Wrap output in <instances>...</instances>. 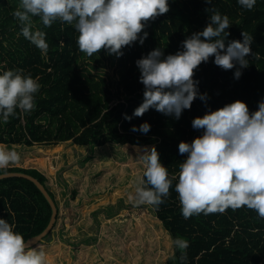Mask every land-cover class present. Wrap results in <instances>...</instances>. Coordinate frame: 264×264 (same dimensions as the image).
<instances>
[{
	"label": "trees",
	"instance_id": "16d2710c",
	"mask_svg": "<svg viewBox=\"0 0 264 264\" xmlns=\"http://www.w3.org/2000/svg\"><path fill=\"white\" fill-rule=\"evenodd\" d=\"M168 2L167 13L147 22L143 31L148 36L144 43L136 41L124 47V54L117 57L103 49L88 56L77 45L78 32L74 26L56 21L45 28L34 17V30L45 31L49 45L47 51H41L21 34V25L14 16L20 0H0V71L21 69L38 78L41 85L35 94L33 110L24 112L17 108L6 122L0 117V145L56 148L66 142L76 149L90 151L84 162L94 159V149L104 145L155 146L172 180L170 193L162 204L158 207L147 204L171 242L170 254L161 264H264V219L255 210L246 206L228 208L223 213H201L185 219L175 191L179 165L186 156L179 153L178 145L200 135L192 127V120L236 99L245 101L251 112L264 99V0H257L251 10L238 0H212V5L205 0ZM208 7H215L229 17L228 40H242L243 31L254 38L251 45L254 55L249 57V66L236 79L235 68L225 70L210 57L194 72L199 91L208 94L206 103L195 99L179 119L150 108L142 116L126 120L124 114L131 115L143 100L144 86L139 80L136 60L156 47H163L165 55L176 53L187 36L206 26L211 14L205 10ZM145 121L151 125L147 134L131 130L133 125L138 127ZM12 171L30 174L45 186L57 208L53 228L57 224L64 227L59 230L58 239H54L52 228L43 240L31 245L43 250L44 264H89L84 261L86 249L92 259L103 262V257L90 249L97 237L88 241L85 238L88 236H83L77 242H73L76 236L72 242L66 238L64 230L69 229L71 222L63 218L46 175L35 167L17 165H7L0 169V174ZM94 195L90 194L89 201ZM119 208L104 206L101 211L110 219L125 207L120 204ZM50 216L47 199L31 180L20 176L0 178V217L8 220L25 241L42 232ZM177 237L188 241L189 246L183 252L174 245Z\"/></svg>",
	"mask_w": 264,
	"mask_h": 264
},
{
	"label": "clouds",
	"instance_id": "9594fccd",
	"mask_svg": "<svg viewBox=\"0 0 264 264\" xmlns=\"http://www.w3.org/2000/svg\"><path fill=\"white\" fill-rule=\"evenodd\" d=\"M212 5V0H205ZM251 10L257 0H238ZM208 23L201 31L187 36L182 48L174 54L156 47L136 60L139 80L144 86L143 100L126 120L142 116L150 108L179 119L197 98L208 100L199 91L194 72L203 62L213 58L215 65L230 70L239 79L253 56V37L242 32V40H228L229 17L215 7L206 8ZM169 11L168 0H20L14 16L21 25V34L41 51L49 45L46 33L35 29L38 17L45 28L56 21L74 26L78 32L77 45L88 56L100 53L120 57L126 46L144 43L148 33L143 31L150 19ZM142 33V34H141ZM41 85L38 78L21 69L0 71V117L6 122L17 108L30 112L35 107V94ZM200 135L181 141L178 151L185 158L179 165L178 193L181 213L185 219L201 213H223L246 206L264 219V99L251 111L241 99L209 109L192 120ZM151 125L145 121L133 132L147 134ZM143 174L133 194L138 204L159 206L170 193L172 180L161 162L155 146L139 155ZM19 159L14 150L0 149V169ZM182 252L189 246L182 237L174 240ZM0 264H44V252L29 245L14 226L0 217Z\"/></svg>",
	"mask_w": 264,
	"mask_h": 264
},
{
	"label": "rangeland",
	"instance_id": "374dc122",
	"mask_svg": "<svg viewBox=\"0 0 264 264\" xmlns=\"http://www.w3.org/2000/svg\"><path fill=\"white\" fill-rule=\"evenodd\" d=\"M107 71L111 73V68ZM55 147L0 145V149L18 153L19 159L8 166L35 167L46 175V183L55 195L63 218L71 222L69 229L64 230L70 242L73 236L77 238L73 242L83 236H88L85 237L88 241L97 237L90 249L103 257V262L92 259L89 249L84 251L87 254L82 253L87 259L84 261L89 264H161L170 254L169 236L151 215L150 207L133 199L144 169L139 157L144 148L104 145L94 149V159L84 162L85 156L90 154L88 149L79 150L66 142ZM73 190L76 193L73 194ZM93 192L95 195L89 201ZM120 204L125 208L114 218L108 219L101 211L104 206L119 210ZM62 228L59 224L53 228L54 239H58ZM78 255L81 254L76 253Z\"/></svg>",
	"mask_w": 264,
	"mask_h": 264
},
{
	"label": "water",
	"instance_id": "95a60500",
	"mask_svg": "<svg viewBox=\"0 0 264 264\" xmlns=\"http://www.w3.org/2000/svg\"><path fill=\"white\" fill-rule=\"evenodd\" d=\"M7 176H20V177H24V178L31 180L37 186V188L43 193V195L45 196V198L47 199V201L51 207V216H50L49 222H48L47 226L44 228V230L42 232H40L39 234L34 235V236H32L26 240V242L29 245H33V244L43 240V237L48 232H50L52 230L54 222L56 220V215H57L56 205H55L52 197L49 195L45 186L38 179H36L34 176L27 174V173H23V172H13V171L0 174V178L7 177Z\"/></svg>",
	"mask_w": 264,
	"mask_h": 264
}]
</instances>
